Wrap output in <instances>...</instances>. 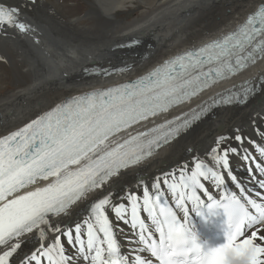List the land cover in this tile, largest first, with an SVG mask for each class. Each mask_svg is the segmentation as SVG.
Returning <instances> with one entry per match:
<instances>
[{
	"label": "snow or ice",
	"instance_id": "obj_1",
	"mask_svg": "<svg viewBox=\"0 0 264 264\" xmlns=\"http://www.w3.org/2000/svg\"><path fill=\"white\" fill-rule=\"evenodd\" d=\"M20 11L0 0V31L5 26L22 33L35 31L20 19ZM138 44L133 39L119 47ZM259 60H264V2L229 34L177 55L134 80L66 99L0 135V264H17L14 257L29 234H35L32 238L38 246L19 264H154L143 253L157 264H228L229 252L247 255L249 264H264V191L246 188L231 168V156H239L258 189L264 190V145L248 140L258 160L244 147L247 138L238 128L234 141L239 147L227 143L231 137L220 135L204 157L192 155L190 162L157 175L150 187L138 175L135 187L142 189V195L129 187L120 194L110 190L88 203L74 225L56 221L89 193L153 156L215 108L247 104L261 91L264 76L217 93L146 131L118 140L113 137L190 102ZM130 70L125 62L114 69L93 67L84 72L111 76ZM257 134L264 138L259 129ZM194 151L189 149L190 154ZM225 173L238 192L229 188ZM40 181L49 182L33 187ZM207 201H211L209 208L223 209L229 231L226 244L204 251L188 224L191 212L202 215ZM114 220L128 225L133 233L127 252L118 239L123 229ZM50 235L54 239L49 240Z\"/></svg>",
	"mask_w": 264,
	"mask_h": 264
},
{
	"label": "bare ground",
	"instance_id": "obj_2",
	"mask_svg": "<svg viewBox=\"0 0 264 264\" xmlns=\"http://www.w3.org/2000/svg\"><path fill=\"white\" fill-rule=\"evenodd\" d=\"M88 1L90 2L86 10L88 17L83 18L82 15L74 16L69 13L70 10L61 4V0H35V3L31 0H3L6 5L19 7L20 19L31 25L35 31L22 33L14 27L7 26L0 31V84H5V90L0 91V135L24 126L56 104L75 95L146 73L165 59L233 29L264 2V0ZM137 7L144 9L133 16V11ZM133 39L139 40L140 44L136 47H119ZM125 62L131 65V70L122 74L88 76L84 72L85 68L93 65L116 68L124 66ZM262 76L264 60L249 70L217 83L190 102L142 122L129 131L119 133L113 140L146 131L165 120L189 112L217 93L247 80L258 81ZM237 128L240 134L247 138L244 147L249 148L259 160L260 157L248 140L264 145V138L257 134V129L264 132V85L261 86V91L243 106L215 108L178 138L159 148L153 156L135 167L122 170L103 189L89 193L87 199L78 202L67 215L56 218V221L66 226L74 225L84 215L82 210L88 203L102 198L110 190L120 194L125 187H129L142 195V189L138 190L135 187L138 175L144 176L150 187L157 175L170 171L185 161L190 162L192 155L204 157L215 146L220 135L231 137L227 143L239 147V142L234 141ZM226 146L227 144L222 145ZM189 149L195 151L190 154ZM189 166L191 167V163ZM231 168L246 188L264 191L258 189L257 184L250 178L247 165L239 156H231ZM225 177L229 188L238 192L236 185L227 177V173ZM48 182L40 181L33 187L44 186ZM206 186L211 192L216 193L211 184ZM169 198L171 200L170 195ZM142 215L147 222L146 214ZM109 216L113 218L111 212ZM114 224L123 229L118 233L123 250L127 252L132 247L129 239H134L133 233L123 222L114 220ZM34 235L29 234V237L25 238L21 249L14 257L17 264L25 254L38 246V241L32 238ZM51 239H54V235H50L49 240ZM62 241L71 251L65 237H62ZM142 255L152 259L147 253Z\"/></svg>",
	"mask_w": 264,
	"mask_h": 264
},
{
	"label": "rangeland",
	"instance_id": "obj_3",
	"mask_svg": "<svg viewBox=\"0 0 264 264\" xmlns=\"http://www.w3.org/2000/svg\"><path fill=\"white\" fill-rule=\"evenodd\" d=\"M61 4H64L65 8H68L70 10L69 13L71 12L74 16L82 15L83 18L88 17V15L86 14L87 6L90 4V2L88 0H64V1L61 0ZM137 8L134 9L133 16L137 15L138 13H140L144 9V8L143 9L142 8L137 9ZM74 10H75V12H74ZM4 85L0 84V91L5 90Z\"/></svg>",
	"mask_w": 264,
	"mask_h": 264
},
{
	"label": "clouds",
	"instance_id": "obj_4",
	"mask_svg": "<svg viewBox=\"0 0 264 264\" xmlns=\"http://www.w3.org/2000/svg\"><path fill=\"white\" fill-rule=\"evenodd\" d=\"M228 264H249V258L247 255L242 257H237L235 253H228Z\"/></svg>",
	"mask_w": 264,
	"mask_h": 264
}]
</instances>
